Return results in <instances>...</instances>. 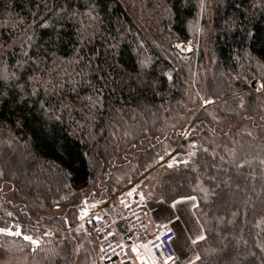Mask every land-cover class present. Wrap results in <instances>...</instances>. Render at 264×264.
<instances>
[{"label": "trees", "instance_id": "1", "mask_svg": "<svg viewBox=\"0 0 264 264\" xmlns=\"http://www.w3.org/2000/svg\"><path fill=\"white\" fill-rule=\"evenodd\" d=\"M258 81L264 0H0V264H74L85 204L134 183L197 199L188 264H264Z\"/></svg>", "mask_w": 264, "mask_h": 264}, {"label": "crops", "instance_id": "2", "mask_svg": "<svg viewBox=\"0 0 264 264\" xmlns=\"http://www.w3.org/2000/svg\"><path fill=\"white\" fill-rule=\"evenodd\" d=\"M138 183H134L115 197L105 202L95 199L85 204L84 215L90 209L98 207L104 212L108 211L115 216V222L124 224V213L126 205L135 198L144 200L148 209V221L152 228H171L176 233L174 240L177 261L178 255H184L191 250V256L195 259V243L204 238V232L197 224L194 217V209L197 201L194 197L180 198L171 204L163 201L152 200L138 193ZM108 212H106L108 214ZM199 221V220H198ZM129 229V228H128ZM121 232L125 233L124 228ZM70 237L75 251L74 264H160L143 242L139 241L131 232L123 236L126 246L125 252L116 259L104 262L99 253L96 237L92 234L90 227L80 221L74 227L65 231ZM125 237V239H124Z\"/></svg>", "mask_w": 264, "mask_h": 264}, {"label": "built area", "instance_id": "3", "mask_svg": "<svg viewBox=\"0 0 264 264\" xmlns=\"http://www.w3.org/2000/svg\"><path fill=\"white\" fill-rule=\"evenodd\" d=\"M123 219L135 237L146 244L158 263L165 264L168 259H175L176 233L168 227L150 226L148 209L143 199L135 198L129 201ZM81 221L90 227L96 237L102 261H112L125 252L123 239L117 233L110 216L101 208L90 210Z\"/></svg>", "mask_w": 264, "mask_h": 264}, {"label": "rangeland", "instance_id": "4", "mask_svg": "<svg viewBox=\"0 0 264 264\" xmlns=\"http://www.w3.org/2000/svg\"><path fill=\"white\" fill-rule=\"evenodd\" d=\"M179 45H180V47L183 49V50H185V51H187V52H192L195 48H194V44H193V41L190 39V40H188V41H186V42H181V43H179ZM208 64H210L211 63V57H209L208 58ZM255 92L256 93H258V94H261V93H263V87H262V82L261 81H258L257 83H256V85H255ZM189 132V130H187L186 131V133H188ZM139 148H141V147H139ZM13 198V197H12ZM195 198V197H194ZM196 199V198H195ZM133 200V199H132ZM196 201H197V199H196ZM95 208H98V207H95ZM95 208H92V209H95ZM92 209H90V210H92ZM89 210V211H90ZM105 212H108V211H105ZM51 215H53V214H55V213H50ZM108 215L110 216V218H111V220H112V222L114 223V226H115V228H116V231H117V233L120 235V237L123 239V237H122V235L123 236H127V234L130 232V229H128V226L126 225V223H120V224H117V222H115V216L113 215V213H109L108 212ZM85 216V215H84ZM83 216V217H84ZM83 217H82V219H83ZM194 217H195V219L197 220V217H196V213H195V209H194ZM197 224L200 226V228L203 230V232H204V229H203V227H202V225L200 224V222L197 220ZM22 226H21V224H19V223H17V222H14V221H10L9 222V224H8V226L6 227V232H7V234L8 235H10V236H13V237H26V232H24L23 230H22ZM124 228V230H125V233H123V232H121V229H123ZM16 233H19V235H17ZM204 235H205V232H204ZM124 239H125V237H124ZM197 243V242H196ZM195 243V244H196ZM194 252H195V259L197 258V252H196V249H195V247H194ZM178 259H177V261L175 262V263H173V264H188V263H190L191 261H193V260H195V259H193L192 258V256H191V250H188L187 252H186V254H184V255H178V257H177ZM18 263V257H13L12 259H10V260H8V261H5L4 263H2V264H17Z\"/></svg>", "mask_w": 264, "mask_h": 264}, {"label": "snow or ice", "instance_id": "5", "mask_svg": "<svg viewBox=\"0 0 264 264\" xmlns=\"http://www.w3.org/2000/svg\"><path fill=\"white\" fill-rule=\"evenodd\" d=\"M262 87H264V85H262ZM17 235H19V233H16ZM24 239L26 240H31L32 238L31 237H24ZM33 243H38L37 241H32Z\"/></svg>", "mask_w": 264, "mask_h": 264}, {"label": "water", "instance_id": "6", "mask_svg": "<svg viewBox=\"0 0 264 264\" xmlns=\"http://www.w3.org/2000/svg\"><path fill=\"white\" fill-rule=\"evenodd\" d=\"M173 260H174V258L168 259V260L165 262V264H169V263H171Z\"/></svg>", "mask_w": 264, "mask_h": 264}]
</instances>
